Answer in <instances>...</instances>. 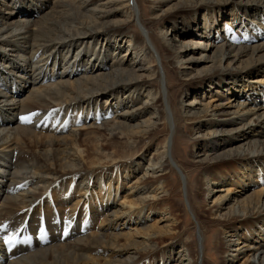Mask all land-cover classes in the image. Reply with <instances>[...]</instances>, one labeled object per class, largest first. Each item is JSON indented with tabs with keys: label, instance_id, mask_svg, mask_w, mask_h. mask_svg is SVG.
<instances>
[{
	"label": "bare ground",
	"instance_id": "6f19581e",
	"mask_svg": "<svg viewBox=\"0 0 264 264\" xmlns=\"http://www.w3.org/2000/svg\"><path fill=\"white\" fill-rule=\"evenodd\" d=\"M6 1L7 4L0 0V5L3 4V8H6L4 12L0 10V35L18 36L15 40V46H18L17 48L20 46V49L17 52L23 51L22 48H26L27 45V48L30 49L28 59L34 52L38 56L44 57L42 66L44 69L42 70V67L39 66L41 70L39 69L33 74L32 67H30L32 73L29 76L28 71H26V62L22 64L23 57L19 53L13 57L7 52L9 59L6 57L7 55L0 54V75L2 72L6 74L7 68L4 64L8 61L10 62L8 67L18 65L22 68V74H27L25 79L19 80V82L22 81V84H20L21 87L18 91H24L28 85L32 84V89L24 98L15 99L11 95L8 99L16 106L19 105V112L25 114L32 108L44 112L53 109L57 111L61 108L59 105L61 103L66 108L78 102H85V107L91 102L106 109L101 113V118L104 119L109 110L108 107L113 102H115V106L119 104L117 106L119 111L116 113L118 122L106 120L100 126L94 124L99 118L97 116L94 120L92 119L93 122L89 120L90 123L87 125V122L84 121L86 117L82 113L80 114L81 109L78 117H66L64 123L60 124L61 128H54L55 130L49 126L50 124L38 125L36 122V126L40 127L39 130H35L37 128L31 127L30 124L21 125L20 123L15 127L0 129V153L5 155L6 151L10 150L12 154L17 151L16 159L19 161L23 158L29 168L23 172L14 170L11 182L17 185L21 181H24L25 184L30 183V185L33 182L43 183L33 189L30 186L29 192L20 191L17 195L5 194L3 204L0 206V224L7 225V227L2 233L13 238L17 230L16 224L30 211L31 213H28L29 216L27 217L29 229L26 234L21 232L20 240H22V236L29 235L31 241L28 244L36 243L37 239H35L32 228H36V224L41 218L48 224L47 239H55V231H57L59 224L54 222L56 216H54L53 222L50 220L53 214L57 213V208L61 210L64 208L69 212L67 218L69 221L73 219L72 224L77 225L79 221H83L85 227L82 230L90 229L84 235L73 238L72 241H56L50 246L46 243L47 246L25 251V255L11 263L165 264L170 262L172 264L171 262H174L173 264H202L199 260V253L204 250L205 245H202L201 235L198 234L194 242L188 240L179 243L184 231L182 223L178 222L180 216L178 212L182 208L180 205L176 208L173 199L181 192V184L178 181L177 186L172 185L166 177L167 173L164 172L166 168H170L171 164L168 153L169 141L166 137L161 147L154 149L152 159L148 160V166H145L146 169L144 167L145 170L140 175L139 170L141 168L138 169L141 156L137 154V150L141 146L143 138H148L149 135L156 132L164 121L168 130L171 128L165 96L160 83L159 67L163 68L164 66H162V59H160L158 66L155 57L165 53L167 58L174 61L176 53L180 51L175 63L182 68L181 75L186 76V92L193 91L195 87L201 88L206 79L209 82H216L218 86L221 85L220 90L215 92L218 103L213 104L210 100L203 106L204 110L197 109L198 111L196 109L182 110L180 106L179 111L176 109L175 119H182L190 125L196 122L197 124L199 122L211 123L213 129H209L206 136L208 139L212 137L214 141H222L218 144L208 145L209 151L224 146L229 140L227 143L229 145L221 151V154H217L215 150L208 154L205 160L197 161V166L206 168V173L204 172L206 176L204 177L202 174L195 177V193L187 199L189 209L193 212L199 230L202 231V227L210 229L213 226L220 227V234L216 240V248H219V252L222 253V248L228 250L227 247L233 245L235 247L229 250L239 251L238 254H240L244 251L240 249L245 247L250 255L240 264H251L255 260L258 264H264V141L261 143L259 140V136L264 135V99L262 100L264 97V42L255 45H239L238 47L236 44H231L233 40L225 36L230 30L231 24L228 25L222 21L228 16H233L232 20L240 18L242 15L246 17V14L252 16L255 11L251 9L264 7V0H245L244 2L242 0H184L181 2L180 0L174 1L173 6H170L173 0H162V2L149 0L151 3H155L152 6L153 9H157L156 7L159 5L167 4L164 7L166 9L160 10L162 12L154 14L149 19L140 21L136 14L134 3L136 0L133 2L131 0H56L52 2L50 12L44 13L42 10L47 2L45 0ZM91 3L97 4L99 8H96L94 4V7L90 8ZM75 4L74 7L77 9L82 8L85 11H90L91 15L88 16L90 18L82 21L87 16L83 15L84 17L80 20L77 15L72 13V8L67 9V7H72ZM115 5H119V8H114ZM205 7H209V11H206L207 15L203 17L204 20L202 19L200 25V17H197L200 11L197 9ZM228 7L235 8V10H230L231 12L228 14ZM240 7H246V10L243 9L241 14L237 16L242 9ZM190 8L192 10H189ZM23 9H25L22 11L25 12L24 16L28 18L21 21L12 18L13 14H17L20 12L19 10ZM120 10L124 17L112 20L111 17L115 15V12L120 13ZM34 12L39 13L38 16L33 17ZM260 13L263 14L264 9ZM203 14H205L204 11ZM78 15L80 17V14ZM255 16L258 17L256 14ZM60 20H64L66 23L65 28L60 26ZM132 23L141 24L139 26L143 28V33L133 32L129 35L126 28ZM163 23H170V27H173L169 34L172 33L183 38L180 39L176 51L170 50L167 41L168 34L161 29L159 30ZM157 30L160 31L159 35H157ZM204 31L205 34H203ZM262 35L264 37V31H261ZM198 36L211 40L206 44L210 46L209 50L212 47L214 50L210 60L212 65L210 67L204 66L197 76H193L190 72L184 71L183 63H192L194 53L199 51L197 48L200 43L195 40L198 39ZM188 37H192L191 40H188ZM218 40L223 42L214 46V42H218ZM242 40L244 39H241L240 42ZM91 41L95 44L99 43V47L103 48L102 55L99 52L91 59L92 54L90 53V57H86L84 53L87 54L88 45H86L87 48L85 47L86 50L83 53L73 52V50L77 51L82 43L88 44ZM15 42L9 44L7 50L13 51ZM20 42L24 45H18ZM6 43L7 41L2 44L7 46ZM72 45L73 49H71ZM1 46L0 50H2ZM63 48L65 49L64 52ZM16 49L14 48V51ZM116 49L118 51L123 49L124 54L122 56L116 55L109 62L107 57H112V54L108 52L110 50L115 52ZM69 51H71L69 59L75 57V64H71L72 68L75 66L73 68L75 70L71 68L67 72L59 71V80L41 83L39 78L45 77L47 73L50 76L53 75L52 68L58 64L59 55H66ZM50 55H52L50 61L47 60L48 63L45 65V60ZM126 56L132 59H130L129 64H126L129 59L125 58ZM243 57L247 58L243 59ZM195 58L204 62L208 60V55H204V59L202 56ZM63 59L61 57V60ZM15 60L18 61L17 64ZM81 61L91 62L79 67ZM109 65L114 67H108L109 72H105L103 68ZM77 68L80 72L83 68L85 75L72 80L71 76L78 71ZM97 71L98 73L94 74ZM8 73L6 75L10 77L11 74L8 75ZM150 80H157L160 85L153 92L152 101L147 100L141 103L140 90L146 87ZM190 80L192 81L189 82ZM38 82L40 83L35 85ZM258 88L261 94L256 99L252 93ZM244 92L245 97L241 94L238 95V93ZM226 93H231V96L225 97L227 99L223 100L224 102L218 101L219 98L224 99ZM248 94L251 97L246 98ZM235 99H237L236 104L231 106ZM227 107L235 108L233 111H228ZM13 108L16 107H9V109ZM113 110L116 112L117 108ZM147 111L153 114L151 118L148 116L146 120L139 121L133 126L126 123V119L140 117ZM249 115L251 116L248 118ZM221 116L226 118L222 119ZM38 119L40 122L41 116ZM12 122V117H8L2 123ZM241 122L245 123L234 128L233 125H238ZM69 125H72V130L67 129ZM226 125L231 127L227 130L223 129V126ZM245 126L246 129H244ZM61 130H66V134L60 135ZM189 130L191 129L189 128ZM91 132L95 134L90 138L80 137L82 134H90ZM224 136L227 138L225 139ZM235 142H239L238 145L233 149L230 148ZM120 146L122 152L118 154ZM0 159H3V156L0 155ZM86 159H89L90 163H86ZM23 164L22 162V166ZM212 167L214 168L212 169ZM215 168L217 169L214 170ZM3 174L0 172L1 180ZM94 174L99 175V179H101L99 183L97 182L98 185H95L96 177L95 179L92 178L93 182H89L88 177H92ZM82 175H86V177ZM168 175L172 176L173 173ZM78 176L82 177L79 178ZM63 177L68 178V180L78 177L77 181L79 179L80 181L77 184L73 183L74 180L68 182V188L64 190L63 187L66 185L62 184ZM82 179L88 181L85 183ZM50 180L58 182L39 194L42 189L45 190ZM209 180L212 184L219 185L218 187L224 186V188L217 190L219 193L211 200L213 204L207 208L209 211L207 213V210L205 208L203 210L201 207L207 205L206 198L212 194L213 189L207 190L205 187V184L210 182ZM1 185L0 183V190L4 194L5 188H2ZM249 189H252L250 193L237 198L238 192H246ZM222 191L223 193L220 194ZM35 197L36 199H34ZM71 199V204L67 205L68 200ZM195 199H198L197 205ZM102 206L108 209L107 213L96 211L94 208H101ZM112 206H116V208L113 207L114 209L109 211ZM23 210H25V214H22ZM157 214H160L159 217L161 218L142 226ZM80 230L79 227L76 231L79 232ZM175 245L179 249L174 254L171 248ZM11 263L9 262V264ZM228 263H230L229 260L225 263L223 260L221 262V264Z\"/></svg>",
	"mask_w": 264,
	"mask_h": 264
},
{
	"label": "rangeland",
	"instance_id": "374dc122",
	"mask_svg": "<svg viewBox=\"0 0 264 264\" xmlns=\"http://www.w3.org/2000/svg\"><path fill=\"white\" fill-rule=\"evenodd\" d=\"M22 1L24 2V0H22ZM45 1H47V2L43 6L44 7L43 10H42L43 13L44 12H50V10H51L50 7L52 6L51 5L52 2H55L56 0H45ZM102 1H104V0H102ZM159 1L162 2V0H159ZM174 1H180V0H173L171 2L170 6H173V4H174L173 2ZM237 1H239V0H237ZM242 1L244 2L245 0H242ZM3 2H5V4L8 3L6 0H3ZM131 2H133V0H131ZM169 2H168V4H169ZM181 2H184V0H181ZM134 3L136 5L135 6V8H136V14H137V16H139V21L140 20L147 19V18L149 19L152 16H154V14H159V12H162L164 9H166L164 7L167 5V4L166 5L165 4H162V5L157 6L156 7L157 9H153L152 6L155 3H151L149 0H139V1L136 0ZM93 4L94 3H91L89 5V7L90 8H93L94 5H95L96 8H99V6H97V4H94V5ZM16 5H17V3H16ZM74 6H76V4L73 5L72 7H67V9L68 8H70V9L72 8L71 9L73 11L72 13H74L75 15H77L78 19L81 20L84 17L83 15H85L87 17H84L82 19V21H84V20L86 21L87 19L90 18V17L88 18V16L91 15V12L90 11H85L82 8L77 9ZM113 7L114 8L115 7L119 8V5H115ZM233 7L236 8V6H233ZM235 8L228 7L227 8V10H228L227 13L230 14L229 13V12H231L230 10H232V9L235 10ZM240 8H242V9L238 12L237 16H239V14H241L240 12H242L243 9L246 10V7L245 8L240 7ZM262 8L264 9V7H261V8H257L256 7V8L251 9V10H254L255 11V12H253V14L254 15L255 14L258 15V17H256V16L254 17V15L250 16V15L246 14V17H244L242 15L240 18H234L235 21L232 20L233 16L232 17L231 16H228L229 18L226 17L224 20H222L223 23L225 22L228 25L231 24L230 25V30L231 31L229 30L228 31V34H225V36H227V37L231 38V40H233L231 44H236L237 47H238L239 45H255V44H261V42H264V37H263V35L261 36V32H260L262 29H264V15H263L264 13L263 14L260 13V11L263 10ZM5 9L3 8V4H1L0 5V10L2 12H4ZM202 9L205 12V14H203ZM202 9H197V10L200 11V14L198 13V15H197L198 18L200 17V25L202 24L201 22H202L203 17L204 16L206 17V15H207L206 14V11H209V7H205V8H202ZM24 10L25 9L19 10L20 12H18L17 14H13L14 17L12 16V18L15 19V20H20V21L21 20H25V18H28V17L27 16H24L25 15V12H22ZM121 10H120V13L115 12V15H113L111 17L112 20L122 19L124 17V15L121 13ZM160 10H162V11H160ZM189 10H192V8H190ZM38 14L34 12V15L35 16L33 15V17L38 16ZM78 14H80V17H79ZM259 14H260L261 17L259 16ZM81 15H82V17H81ZM178 21H179V19H178ZM231 21H232V23H231ZM63 23H64V25H63ZM59 24H60V26H62L64 28L67 26L66 23L64 22V20H60V23ZM250 24H252L253 26L250 25ZM139 25H141V24H138V23H135L134 24V23H132V24H130V25L127 26L126 31L128 32L129 35L132 34L133 32H137V33H141L142 34L143 33V28L141 26H139ZM170 26H171L170 23L169 24L168 23H163V25L161 27H159V30L161 29V31H163V32H165V33L168 34L167 35V37H168V40L167 41L169 43L170 50L176 51L177 48H178V45L180 44V41H181L180 39H183V38H181V36H178V35H173L172 33L169 34L171 32V30L173 29V27H170ZM251 26H252V28H251ZM221 28H222V26H221ZM243 29H245V30H243ZM263 31L264 30H262V32ZM159 32L160 31L157 32V35H159ZM199 34H201V33H199ZM203 34H205V31L203 32ZM16 37H18V36H15V37H12L11 36L10 37L9 35H6V36L5 35L4 36L0 35V40H1L0 46L2 45L1 46L2 50H0V54L2 53L1 55H3V56H6L7 55L6 57L9 59V55L7 54V52L9 54H12L13 57H14V55L16 53H19V55H21L23 57L22 58V61H21L22 64L26 62L25 63L26 65L24 64L27 67L26 68L27 69L26 71H28L27 72L28 75L31 76L32 71L30 70L31 69L30 67H32L33 74L36 73V72H38L39 69H40V67L43 66V58L44 57L43 56L42 57L41 56H38L37 53L34 52L33 55H30V57H29L30 59H28V56L30 54V51H29L30 49L27 48V45H26V48H22L25 51L24 50L23 51L21 50V52H17V50L20 49V46H19V48H17L18 46L17 47L15 46L16 45L15 40L17 39ZM239 37H242V38H239ZM174 38H176V39H174ZM191 38L192 37H188V40H191ZM202 38H203L202 36H198V39H195L196 42L197 43H200V44H198V48H197V50H199V51H197V52L194 53L195 55H194V59L192 60V63H189V64L183 63V65L185 66V67H183L184 71L185 72H190L193 76L194 75L197 76L200 73L201 69L204 68V66L210 67L212 65V62L210 60L212 58L214 48L212 47L211 48L212 50L211 49L209 50L210 46L207 45L206 43L211 42V40H208L207 38H203V39ZM241 39H244V40H242L240 42ZM6 41H7V43H6L7 46H4L3 44H5ZM9 41H11V42H9ZM8 42H9V44H12V42L13 43L15 42V44H13L14 46L12 45L13 46V48H12L13 51L7 50V47L9 48ZM221 42H223V41L222 40H218V42H214L213 45L214 46H217ZM60 44H63V43H60ZM18 45H21L22 46L24 44L23 43L21 44V42H20V43H18ZM86 45H88V47H89L87 49V54L84 53L86 55V57H90V53L92 54L91 55L92 56L91 59L93 58V56L98 55L99 52H100L99 54L102 55V52H103L102 49L103 48L102 47L101 48L99 47L100 46L99 43H96L95 44L93 41L88 42V44L87 43H82L77 48V51L76 50L75 51L73 50V52H75V53H78V52L79 53H83L86 50V48H87ZM90 47H91V50H90ZM14 48L15 49L17 48V49L14 51ZM203 48H206V50H203ZM71 49H73V45H72ZM100 49H101V51H100ZM62 50H63V52L65 51L64 48ZM70 53H71V51H69L66 55H64V54H60L59 55V59H58V62H57L58 64L55 65V67L52 68V71H53L52 72V74H53L52 76L53 77L50 76V75H48L49 73L46 74L47 77L46 76L45 77L43 76V77L39 78V76H38V78L41 79L40 80L41 83L45 84V82H54V81H57V80H59L58 79V73H59V71H61V72H67V71L71 70V68H72L71 67V64L72 63L75 64L76 61L74 59L75 57L69 59ZM108 53L109 54L110 53L112 54V57L111 56L107 57L109 62L111 61V58H114L116 55L122 56L124 54L123 53V49H120L119 51L116 49L115 52H111V50H110V52H108ZM179 53H180V51L176 53V56L174 57V61H172L173 59L167 58V56H166L165 53H161L160 55H156V57H155L156 58L157 65L159 66L160 59H162V66H164L163 68L161 66L159 67L160 68V76H161L160 77V81H161L160 83H161V86H162L161 88H162V91H163V95L165 96L166 109L168 110V114H169L168 115V117H169L168 118V121L170 120L169 121V125H170L171 128H169V130H168V127H167V125L165 124V121H164L163 122L164 124L162 123V125H160L157 128V131L156 132H154L153 134L149 135L148 138H143L142 144H140L141 146H139V148L137 150V154H139L141 156V159L139 160V163L140 164L138 166V169L141 168V170H139V175L143 172V170L146 169L145 166H148V164H149V161L148 160L150 158L152 159V153L154 152V149L160 148L161 145L163 144L164 140H165V137H166L167 138V141H169L168 153L170 154L171 164L169 166L170 168H168V169L166 168V170H164V172L167 173V176L166 177H168V180H170V182L172 183V185L177 186V184H179V182L181 184V188H180V191L181 192L178 194V196H174V199H173V202H174L173 204L174 205L176 204V208L179 205L182 208V210H179V212H178L179 215H180L178 222L179 223H182V229H184V231H183V233H182V235H181V237L179 239V243L180 242H186L188 240H191V241L194 242L196 240V238H197V235L199 234V235H201L200 236V239L202 241V245L203 244L205 245L204 250H202L201 253H199L200 254L199 255V260H200V262H202V264H221L222 260H223L224 263L229 260L230 263L240 264L244 259L247 258V256L250 255V252H248L245 249V247H244V248L240 249V250H244V251H242V252H240V254H238L239 251L229 250L230 248L233 249L232 247H235L233 245H229L227 247L228 250L222 248V251H223L222 253L223 254L221 252H219V248L218 249L216 248V245H217L216 240H217V237L220 234L219 233L220 227L213 226L211 229L210 228H204V227H202L201 228L202 231L199 230L198 225H196V221L194 219L193 212H192V210L189 209V206H188L187 199L189 197L191 198V195L193 193H195V190H196V181L194 180L195 177L200 176L202 174H204L203 175L204 177L206 176L205 175L206 168L204 166H197V164H196L197 161H199V160H205L206 157H207V155L210 154V153H212V152H214L215 150H216L215 152H217V154H221L222 153L221 151L222 150H225L224 148H226L227 145H229V144H227L229 142V140H227V142L225 143L226 145L224 144V146H222L220 148H216L215 150L213 148V150L211 149V151H209L208 150V145L216 144V143L218 144V143H220L222 141V140L221 141H214L212 137H209L210 139H208V136H206V132L209 129H213V127L211 126V123H209V122H206V123H202L201 122L200 123L199 122L197 124V122L195 121L196 123H193L192 125H190L188 122H185L182 119H180V120H176L175 119V116H176V113H177L176 109L180 108V106H181L180 109H182V110L183 109H187V110H189V109H192V110L193 109H196V110L198 109V110H200L201 109V110H204V107L203 106L205 105L206 102H208V101L211 100L213 102V104L218 103V102H216V100H217L218 97L217 96L215 97V94H216L215 92L220 90L219 87L221 85L220 84L218 86L216 84V82H214V81L209 82L206 79L204 81V84L202 85L201 88L200 87H195V89L193 90V91H195L194 93H193V91L186 92V90H185L186 89V87H185V77L186 76L181 75L180 72H182L181 71L182 68L181 67H178L180 65L177 64V63H175L176 57H177V55ZM206 54L208 55V58H207L208 60L207 61L201 62V61H198V59L196 60V58H195V57L202 56L203 59H204V55H206ZM63 55H64V57H63ZM51 56L52 55L48 56V58L45 60V65L50 61ZM61 57L64 58V59L61 60ZM125 58H127V59L129 58L128 61L126 62V64H129L130 61L132 60L128 56H126ZM246 58L247 57H243V59H246ZM47 60H48V62H47ZM15 62H16V64L18 63V61H16V60H15ZM89 62H91V61H89ZM89 62L87 63V62L81 61V63L79 64V67L85 65V63H87V65H88ZM6 63H8V64H6ZM9 63L10 62H8V61L5 62L6 65L4 64V66L7 68L6 71L11 74L10 75L8 73V75H10V77L6 75L7 72H6V74L5 73L3 74V72H2V74L0 75V94H1V96H0V101H1L0 102V110L2 111L0 113V123L4 122L5 119L8 118V117H12L13 122L12 123H2V124H0V129L8 128V127L9 128L10 127H15L19 123L21 125L22 124L23 125L30 124L31 127L37 128L35 130H39L40 129V127L38 128L36 126V123L38 125L39 124H42V125H49L50 124L49 125L50 127H53V129L54 128L57 129V127L58 128H61L60 127V124H63L64 123V119L66 117H68V118L78 117V114H79V112H80L81 109L82 110H81L80 114L82 113V115L86 117V120H84V121L87 122V125L90 123L89 120L91 122H93V120L95 118H97V117H99V118L96 119L97 121L94 124H97L99 126L101 124H103L104 121H106V120L107 121H112V122H118L119 119L116 118L117 117V114L116 113L119 111V109H118L119 107H117V106H119V104H117V106H115V102H113L112 105H111L113 108L111 106L108 107L109 110L106 112V118H104V119L101 118V115H102L101 113H103L106 109H103L102 106L95 105V104H93L91 102H89L88 106H85V107H84L85 102L84 103L78 102L75 105H73V106H67L66 108H64L63 103H61V104H59L61 108H59V110H57V111H56V109H53V110H46V112H44L42 110H38V109L32 108V110H29L25 114L19 112L20 111L19 110V105L16 106L15 103H13L12 101H10L8 99L11 97V95L13 96L12 98H15V99L16 98H20V99L24 98L27 94H29L30 90L32 89V87H31L32 84L31 85H28L24 91L23 90L18 91L19 88L21 87L20 84H22V81L19 82V80L25 79L27 77V74H25V75H24V73L22 74V72H21L22 71L21 70L22 68H20L18 65H14L15 67L14 66L13 67L12 66L11 67H8ZM108 67L109 68H113L114 66L113 65L112 66H110V65L109 66H106V67H104L105 69L103 68V70L105 72H109V68ZM73 68H75V66ZM41 69L43 70L44 68L42 67ZM16 70H18V71H16ZM64 70H66V71H64ZM73 70H75V69H73ZM77 70H78V68H77ZM83 70L84 69L82 68V72H80L78 70L76 73H74V75L71 76L72 80H74L75 78H80L83 75H85L84 72H83ZM103 70H101V71H103ZM2 71H4V70H2ZM89 73H86V74H89ZM96 73H98V71L97 72H94V74H96ZM17 77H19V78H17ZM191 81L192 80H190L189 82H191ZM186 82H188V81H186ZM39 83L40 82L35 83V85L36 84H39ZM160 83L157 80H150V82L148 83V85L146 87L141 88V90H140V94H141L140 95V102L142 103V102L147 101V100L152 101V97H153V94H154L153 92L155 91V89L157 87H159ZM258 90H259V92H258ZM148 92H150V93H148ZM255 92H257L259 94H256ZM240 94L242 96H244L245 95V92L244 93H238V95H240ZM252 94H254L253 95L254 98H256V99H257V97L259 98L258 95L261 94L260 89L258 88ZM228 96H231V93L224 94V99L223 98L222 99L219 98L218 101L221 100L220 102H224L223 100H226L227 98H225V97H228ZM248 97H251V95L248 94V96H246V98H248ZM212 99H214L215 101H213ZM263 99H264V97L262 98V100ZM192 100H194V101L191 102ZM236 101H237V99H235L234 102L231 103V106H233L234 103L236 104ZM71 102H73V101H71ZM98 102H99V100H98ZM9 105L12 106V107L15 106L16 108L15 109L14 108L13 109H9V107H10ZM93 106H95V107H93ZM73 107H74V110H73ZM115 108H117L116 112L113 110ZM234 108L235 107H231V108H228L227 107V110L228 111H233ZM4 110H6V111H4ZM35 111H36V113H35ZM48 111H49V113H48ZM113 111H114V113H113ZM178 111H179V109H178ZM58 114H59V116H58ZM152 115L153 114H151L150 111H147V112H144L142 115H140V117L139 116H136V117H133V118H128L129 120L126 119L127 120L126 123L128 125L133 126L135 123H137L139 121L146 120V118L148 116H150V118H151ZM40 116H41V119L42 120H40V122H39V119L38 118ZM250 116L251 115H249L248 118ZM22 117H28V118H31V119H28V121H24V120L21 119ZM62 117H64V118H62ZM220 118L225 119L226 117L221 116ZM47 119H48V121H47ZM152 119H154V118H152ZM14 120H15V122H14ZM20 120H22V121H20ZM51 120H52L53 123L51 122ZM42 121H43V123H42ZM243 123H245V122H241L240 124L233 125V126L235 128V126H240ZM194 124H195V126H193ZM71 126L72 125H69L67 127V129H71L72 128ZM230 127H231L230 125H226V126H223V129H226L227 130ZM189 128L191 130H189ZM246 128L247 127L245 126L244 129H246ZM47 131H50V130L47 129ZM47 131H45V132L47 133ZM61 132L59 133L60 135H65L66 134V130H63V131L61 130ZM56 134H58V133H56ZM94 134H95L94 132H91L90 134H82L80 137L81 138H86V137H89L90 138ZM224 138L226 139L227 137L224 136ZM259 140L261 141V143L264 141V135L263 134H261L259 136ZM238 143L239 142H235L230 148L233 149L235 146L238 145ZM121 150H122V147L120 146L118 148V154H119V152H122ZM101 151H104V150H101ZM108 151H111V150H108ZM6 152L7 153L5 155H2L0 153V155L3 156V159H0V160H2V162H0V172L1 173H4L3 174V179L2 180L0 179V183L2 184L1 185L2 188H5L4 194H2V190H0V206H2V204H3L2 201H3L6 193L9 194V195H13V194L14 195H17V194L20 193V191L21 192L22 191L29 192L31 187H32L31 189H33V188L39 187L40 185L43 184V183L41 184V183H37V182L35 183V182H33V184L30 185V183L29 184H25L24 181H21L22 184L20 183L19 185H17V184H14V182H11V177H12V174L14 173V170H20V172H23L24 170H28L29 168L25 164L26 162H24V159L23 158L19 159V161L16 159V152L17 151H15V153L13 152V154L10 152V150L9 151H6ZM22 162L24 163L23 166H22ZM86 163H90L89 162V159H86ZM144 167H145V169H144ZM213 168L214 167H212V169ZM216 169L217 168H215L214 170H216ZM170 171H171V173H170ZM164 172H162V173H164ZM210 172H212V171H210ZM172 173H173L172 176L168 175V174H172ZM5 174H6V177H4ZM82 176L83 177H86V175H82ZM82 176H78V177L81 178ZM78 177L74 178L73 179L74 181L71 178L68 180V178L63 177L62 181L63 180L64 181H63L62 184L64 186L66 185L65 187H63V188H65L64 190H66L68 188L67 185L69 184L68 182H70V181H73L74 184H77L80 181V179L77 181ZM95 177H96V179H95ZM92 178L96 180L95 185H98V183L101 181V179H99V175H97V174H94L92 177L89 176L88 177L89 182L90 181L93 182ZM97 178H98V180H97ZM9 179H10V181H9ZM65 179H66V181H65ZM51 180H50L49 184L45 187V190L42 189V191L39 194H41L44 191H46V189H48L52 184L58 182L56 180H54V181H51ZM86 181H88V180L87 179H84L83 180V182H85V183H86ZM4 184H5V186H4ZM218 186L219 185L212 184L211 181L205 184V187L207 188V190L208 189H213V190H212L211 196H209L208 198H206V201L205 202H206L207 205L204 206V207H201L203 210H204V208L207 210V208L210 207L213 204V202L211 200L213 199V197H215V195L216 196L218 195L219 191H217V190H219L220 188H224V186H222V187H218ZM251 190L252 189H249L246 192H243V191L238 192L236 196H237V198H241L242 196L246 195L247 193H250ZM176 192H177V189H176ZM222 193H223V191L220 192V194H222ZM34 199H36V197ZM195 200H196V205H197L198 204L197 203L198 199H195ZM71 202H72V199L71 200H68L67 205L71 204ZM113 207L114 206H112L109 209V211L112 210V209H114V208H116V206L114 208ZM63 209L61 210L60 208H57V210H58L57 211V214H53V217L50 220V222H53L54 216H56L55 218H60L61 217L60 219H62L61 220V224L62 225H63V223H65L66 221H68L67 215H69V212L66 211L65 209L64 210ZM60 210H61V212H60ZM107 210H108L107 208H104L103 207L101 210L99 209L97 211H103L104 213H107L106 212ZM24 211L25 210L22 211V214L23 213L25 214ZM206 212L208 213L209 211L207 210ZM27 213L30 214L31 212L28 211ZM27 213L24 216L25 218H27L29 216ZM200 213H201V210H200ZM59 214H60V216H59ZM159 216H160V214L154 215V217L152 219L148 220V222H146L142 226H145L147 224H150L152 221H154L157 218H161ZM36 221H37V219L35 220V222ZM25 224H26V222H25ZM27 224H28V222H27ZM16 226L18 227V229L21 230L26 225H24V221H22V219H20L18 221V223L16 224ZM3 227H5V226L3 224H0V238L1 237L3 238V236L10 237V235L3 234L2 233V230H5V228L7 227V225H6L5 228H3ZM70 227H69L67 233L65 234V236L63 237V242H65L66 240H67L66 242L72 241L73 238H78V237L84 235V233H85V232H79V234L71 233ZM227 238H229V237H227ZM60 240L61 239H56L55 238L54 240H51V241L46 242V243L50 246L51 243H54L56 241L59 242ZM46 243H44V244H37L36 247H34L32 249H28V250H16V251H14V256H12L10 259H8V261L5 264H9V262L11 263L12 261H14V260L22 257V255H25L26 252H28L30 250H35L36 248L47 246ZM171 249H172V252L175 254V252L179 248H177V245H175ZM171 263L173 264L174 262H171ZM230 263H228V264H230ZM165 264H170V262H167ZM251 264H258V263L255 260V262L254 263L251 262Z\"/></svg>",
	"mask_w": 264,
	"mask_h": 264
},
{
	"label": "snow or ice",
	"instance_id": "6c2138e0",
	"mask_svg": "<svg viewBox=\"0 0 264 264\" xmlns=\"http://www.w3.org/2000/svg\"><path fill=\"white\" fill-rule=\"evenodd\" d=\"M22 120H24V121H28V117H22L21 118ZM6 227V226H5ZM12 241H13V238L12 237H4V242L6 243V244H11L12 243Z\"/></svg>",
	"mask_w": 264,
	"mask_h": 264
}]
</instances>
